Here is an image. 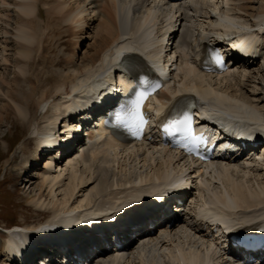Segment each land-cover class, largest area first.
<instances>
[{
    "label": "bare ground",
    "instance_id": "bare-ground-1",
    "mask_svg": "<svg viewBox=\"0 0 264 264\" xmlns=\"http://www.w3.org/2000/svg\"><path fill=\"white\" fill-rule=\"evenodd\" d=\"M134 1V5L129 4V7L119 10L118 0H0V94H4L6 96L5 99H7V102L0 107V125L3 122H10L16 127L19 122L26 128V133L32 134V138H28L29 140L26 145L30 146L33 143L35 147L30 154L32 157L29 156L24 160L26 163V167H23L25 169L24 175H26L29 168L39 165L41 161L46 163L42 169L44 173L41 177L43 192L37 198L31 199L30 203L44 211L51 208L53 213L57 210H71L66 218L61 217L57 219V217H52V221H48L47 224L41 225L36 229L33 228V230L29 228V230L24 231L23 228L26 227L21 226L17 230L15 227L14 229H7L9 232H6L5 238L0 242V254L6 257L7 264H17L14 261L15 258L20 257L22 259L26 257L25 255L29 251L26 244H31L29 241L31 236L42 233L46 240H59L60 238L56 231L50 232L52 230L51 227L59 228L61 226L70 228L77 223V220H82L88 216L94 217L100 212L103 213V209L107 211L108 209L114 210L119 207L130 208L133 203L137 204L149 196L171 190L167 188L169 185L172 186L171 191H176L177 189L187 191L190 188L191 185L188 179L190 177L192 179L196 171L192 170L191 162L188 158L181 156L180 151L168 147H162L164 158L160 159L161 161L151 158L149 155L141 159L144 164L148 161V157L149 159H154L153 162L155 164L153 169L155 171L153 176L155 177L153 179L144 180L141 177V181H135L136 178L133 180L130 175L125 178H116L115 171L111 170L108 166L111 165V161L120 163V159H123L125 153L129 155L125 157L131 158V148L129 149L130 151L118 150L120 147L127 149L131 146L117 142L111 137H104L103 131L97 129L96 126L86 127L87 140L82 145L83 148L80 146L81 153L78 159H74L75 161L73 160V162L69 160V182L66 184L63 182V174L61 173L63 172V168L58 175H53L52 170L57 167L60 168L65 160L70 158L71 152H75V147L77 149L75 144H80L81 139L84 138V134H80V137L75 139V136H78L82 128V124L80 125V123H84L91 117L86 112L79 116L80 120L77 119L78 117L74 118L79 111H84L91 106L89 104H76L79 95H75V93L79 92L83 94V92L85 93L88 90L95 91L98 87L110 82L114 84L113 76L117 70L121 69L119 60L136 61L141 59L139 53H142L147 57L157 56L163 66L171 64L173 79L167 82L166 91L159 92L158 97L160 100L155 98L159 104L157 113L164 111L163 108H168L174 102L175 104H179V102L184 101L188 97L196 98V94L199 99L207 102V105L214 114L223 112L237 113L245 120L254 118L255 115L264 116V7L262 10L256 12L252 5L253 0H218L217 4H222L223 9L219 11L218 15H211L208 8H211L213 3H216L214 0H182L187 2V4L180 3L179 6L173 7L175 12L172 23H169L167 19L163 20L167 28L164 29L163 27L160 34L154 36L151 32H147L148 22L155 19V17H152L153 14H151V18L145 20L146 17L150 16L151 12L148 11L149 14L146 17L143 16L145 18L142 17L135 29L129 32V16L131 12L135 13L136 10H139V5L147 7V3L150 0ZM197 4H201V10L205 11V13H201L202 16L211 19V21L209 20L210 25H207L208 28L205 29L207 32L216 35L221 34V30L218 31L219 27L227 28V25H230L228 28L235 27V25L240 28L246 26L256 27L260 37L258 43L262 47H260V52L252 53L254 55L253 58L242 57L240 55L241 57L234 59L233 68L227 70L226 73L215 74L202 70L197 59L194 56H192V60L189 59L186 51L179 54L173 51L172 45L174 43L173 40H175L173 39V35L177 37L179 33V29H174V27L177 25L179 17L189 20V14L185 10L186 8L198 7L199 5L196 6ZM91 21L92 25L94 24V27L97 29L95 31L96 37L93 40L92 50L86 51L83 64L77 75L74 74L71 77V74H69L71 72L59 74L56 71L57 69H47V63H52V65L54 64L53 66L59 69H62V67L66 68L69 63H72V55L69 53L68 47L64 46L69 45L70 47L71 40L68 39L70 40L68 42L65 36L69 32L70 36H75L78 32L84 33L86 26L88 28ZM157 21L159 20H154L155 23ZM230 22L234 23L230 24ZM61 36L63 41L60 38ZM213 36L207 33L203 38L209 37L208 41L213 45L214 43L212 42L216 40ZM189 37L190 34L186 33V31L181 35L182 41L184 40L185 42ZM203 38L199 41V46L202 49L205 45V43H201ZM77 42L79 43L80 41L78 40ZM186 43H189V41ZM241 48L240 54L242 55H250L252 52L250 48L246 49L242 45ZM172 53H174L173 56H171ZM12 66H14V70ZM256 66L257 68H255ZM163 72L165 75L168 74L167 69H163ZM239 72V77H237L238 82L236 83L239 85V88L232 90L233 86L231 85L233 81L232 79L229 80V78L233 77L234 79ZM11 73L14 76H11ZM120 80L124 83L125 89L127 82H124V75L120 76ZM251 81H254L255 87L248 89L246 82ZM223 82L224 84H221ZM4 89L7 90L5 91ZM117 90L118 87L113 88L109 95L114 96L117 94ZM47 101H51L54 104L53 109H46V113L51 121L46 124V128L40 131L36 121V113L40 109L42 110L43 105ZM89 101L91 102V100ZM158 104L155 103V105ZM73 137L75 140L71 142ZM83 140L85 141V139ZM145 142L147 140L142 143L133 144L137 147V145L144 144ZM153 143L157 152L161 150L157 142ZM58 144L62 146L50 153H46L47 150L52 149ZM24 147L22 145V148ZM136 147L134 148L133 145L132 151L136 149L137 152L139 148ZM143 147L141 146L140 149ZM260 149L262 153L259 155V160H257V153L252 154L249 158L251 159L254 156L253 160L261 162V167L252 164L253 161L251 164L248 163L249 161H246V164H243V166L241 164L239 165L241 167H239L237 164H240V157L238 156L231 158L230 161H225L224 164L221 161L223 164L222 168L215 170L211 175L212 177H210L215 182H217V179H220L219 185H221L223 190L221 192L218 190L220 194L215 193L210 198L211 201L209 200V202H213V206L199 208L196 211L197 220L192 221V224L189 222L191 228L195 231L194 234L202 236L201 239L194 241V238L191 237L192 243H196L197 245L189 243L191 247L187 252L184 250L185 248H179L178 256L172 254V257L178 261L168 258V264H220L223 260L228 264L226 261L229 258L228 256L223 259L219 256L221 252L216 239L207 243L211 240L210 237L208 238L209 232L212 231L211 224H203L200 220L209 218L211 222L221 220L227 223L252 220L250 218L253 216L251 217L250 215H241V217L237 209L241 208L242 212L245 210L251 211L264 205V187L258 185V188V183L255 185L254 179H250L252 176L246 179L247 174L255 175L260 170H264V145ZM120 155L121 158L118 157ZM3 156L5 157L4 154ZM97 159L107 162L109 165L103 166L100 163L98 165ZM14 161L16 162V166L18 159L16 158ZM30 162L31 164H29ZM178 162L183 163V168H179V164L176 165ZM8 163L11 164L12 161L8 160ZM213 163H208V166ZM173 167L174 169L178 168L177 170L181 169V174H176V171H172V174L169 172L165 174L164 171L173 170ZM187 170H190L187 173L190 177L185 179L184 174L186 175ZM198 174L200 175V172ZM198 174L197 176H199ZM20 176H23V174H20ZM25 181L24 183L26 184L31 183L27 179ZM142 182H148L149 184L142 185ZM130 183L134 184L135 192L133 191L129 194L121 193L123 189H126L124 187ZM202 187L205 186L203 185ZM115 188H120V191ZM58 189L62 191L60 193L63 195L62 199L58 197ZM110 190L120 192L118 193L119 197L117 196V200L114 203L102 200L103 194L105 193L106 195L107 191ZM47 195L51 196L49 201L45 197ZM115 196H113V200L116 198ZM51 199L54 200L51 201ZM74 206H83L84 209H89L87 212L92 211V213L80 214L78 212L74 214L76 211L72 210ZM97 208L100 211H96ZM48 211L52 212L51 210ZM182 219V216L171 215L168 217L167 225L149 230L147 234H141L142 236L139 239L129 242L117 252H103L96 258L90 259L92 261L89 260L88 264L121 263L126 255L136 252L133 249H135L134 246L137 243H141L138 255L144 264H162L158 260V253L153 248L150 249L147 246L152 240L156 242V245L167 246L169 244L167 241L174 240L173 235H169V232L172 231L173 233L177 228L183 227L184 224L181 225ZM159 231H161L164 238L158 236L157 233ZM47 232L53 234L50 235ZM178 232H176V235L179 234ZM32 250L30 249V254ZM34 255L38 256L40 254L34 253ZM107 255L114 256L110 257ZM26 261L30 262L27 264H32L34 259H27ZM260 261L259 264H264V260ZM255 263L258 262L256 261ZM36 264L49 263L43 258L39 262L36 261Z\"/></svg>",
    "mask_w": 264,
    "mask_h": 264
},
{
    "label": "rangeland",
    "instance_id": "rangeland-1",
    "mask_svg": "<svg viewBox=\"0 0 264 264\" xmlns=\"http://www.w3.org/2000/svg\"><path fill=\"white\" fill-rule=\"evenodd\" d=\"M214 1L216 3H213L211 8H208V10L211 13V15H218V13H220L219 11L223 9L222 4L218 5L217 4L218 0H214ZM118 2H119V10H121V8L129 7V4H131V5L135 4L134 0H132V2H130V0H126V1L125 0H118ZM148 3H147V5H148L147 7L144 5H139V10H136L135 13L131 12V14L129 16L130 17L129 32L131 30L135 29L136 25H138L140 19L143 16L146 17L149 14L148 12H151L149 14L150 15L149 17H146V18L143 17V18H145V20H149L151 18V14H153L152 17H155L154 20L155 21L159 20L156 23L154 22V20H152L153 22L149 21L148 26H147L148 27L147 32L148 33L151 32V34H153L154 36H157V34H160V31L163 29V27H164V29L167 28V26L163 22V20L167 19L169 23H172V21H173L172 18L174 17V12H175L173 7H177L180 5V2H177V1L169 2L168 0H150ZM200 5L201 4H197L196 6H198V7L186 8L185 11L189 14V20H186V18L182 19L179 17L177 25L174 27V29H176V28L179 29L178 36L176 37L173 35V39H175V40H173L174 43L172 45L173 51H176L177 54H179L181 52L184 53L186 51L188 56L191 57L192 50L195 47V45L197 44L198 38L200 37V35L202 33H204L206 31L205 29L208 28V26L210 25L209 23H210L211 19L202 16L201 13L202 12L205 13V11L201 10L202 6H200ZM252 5L254 7V10L256 12H258V11L262 10V8L264 7V1L263 0H253ZM216 7H217V9H216ZM178 15H177V17H178ZM90 26H91V29L93 28L92 30L90 29ZM158 26H160V27H158ZM96 30H97L96 27H94V24L92 25V21H91L89 23L88 28L86 26L84 33L78 32L80 35L82 34L81 36L78 33H76L75 36H70L69 35L70 32L67 33L65 38L67 39L68 42L71 40V43H70V47H69V45L68 46L64 45V46L68 47V51L72 55V63H69L68 67H66V68H64V67H62V69L60 68L61 70L59 68L53 66L54 64L52 65V63L51 64L47 63V66H46L47 69H49V70H56L57 69L56 71H58L59 74H63V73L68 74L69 72H71V73H69V74H71V77L74 74L77 75V73L80 71L81 65L83 64L84 56L86 55L87 52H89V50L90 51L92 50V44L94 42L93 40H95V37H96V35H95ZM184 31H186V33L190 34V37L188 38L189 43H186V44L181 39V35ZM60 38L62 40V36ZM65 38H63V39H65ZM68 39H70V40H68ZM78 40L80 41L79 43L77 42ZM182 43H184L187 47L185 46V48H184V44H182ZM182 45H183V47H182ZM88 47H90V48H88ZM173 54L174 53H172L171 56H173ZM13 67L14 66H12V69L14 70ZM255 68H257V66ZM239 74H240V72L237 73V75L235 77L236 79L235 78L233 79V77L229 78V80L232 79V81H233L232 85H231V86H233L232 90L239 88V85L236 84L238 82L237 77H239ZM12 75L14 76V74L11 73V76ZM234 81H235V83H234ZM254 81H251L248 83L246 82V84H248V85H246V86H248V89H253L255 87ZM218 84H220V83H218ZM218 84H217V86H219ZM221 84H224V82ZM4 90L6 91L7 89H4ZM5 97L6 96L4 94H0V107L7 102V99H5ZM44 105L42 107V110L40 109L36 113L37 115L39 114L38 116L36 115V121H37V124L39 125L40 131L42 129L46 128V126H47L46 124H48V122L51 121L49 119L46 111L48 109H51V108L53 109V107H54L53 106L54 104L51 101H47ZM41 121L44 122L45 124L44 123L42 124ZM22 127H23L22 123H19V122H18L16 127L14 125H12L10 122H3L0 125V242L3 239V237L6 235V232L8 231V230H6V227L14 226L17 224L18 226L15 227L16 230L20 226L26 227V228H23L24 231L29 230V228H30V230H33V228L36 229L41 225L44 226V224H47L48 221H52V219H53L52 217H55V218L57 217V219L61 218V217L66 218L69 215V211H71V210H69V211H67V210L66 211H60V210L58 211L57 210L55 213H53L51 208L48 210H51L52 212H49L48 210L44 211V210H41L39 208H36L33 204L30 203L31 199L37 198L38 196H40V193L43 192V189L41 188V182H42L41 177L44 173V171L42 169L44 168V165L46 163L41 161L39 165L29 168L26 175H24L25 169L23 167H26L25 166L26 163L24 160H25V158H27L29 156L32 157V155H30V154L34 150L35 145L33 143L30 146L26 145L28 140L30 138H32V134L29 135V133H26V128L23 127V129H22ZM3 136H5V137L3 138ZM33 136H35V135H33ZM22 145H24L25 147L22 148ZM158 145H160V144H158ZM80 146H81V148H83L82 144ZM80 146H77V149L75 150V152L71 153V155L69 156L70 158L69 159L67 158L65 160V162L61 165L60 168L57 167V168H54V170H52L53 175H58L60 173V171L63 170V172H61V173L63 174L62 179H63V182L65 184L69 182V179H68V177L70 175L69 174V160H72V162H73L74 159H78V156L81 153L80 152L81 151ZM141 146L142 147L144 146L145 148L143 147L142 149H140ZM132 147H128L127 149L124 147H120L118 149L119 151H128L131 148V151L129 150L130 154L132 153L131 158L125 157V156H129V155H127L128 153H125V155L123 156V159L121 158V155L118 156L119 158H121L120 163L115 162V161H113L114 162L113 163L111 161V163H110L111 165L108 166L109 164L107 162H103L102 160L97 159L98 165L100 163V165H103V166L107 165L108 167H110L111 170L115 171L116 178H119V177L125 178L126 176L130 175L133 180L136 178L135 181H141V177L144 178V180L153 179L155 177V176H153V173L155 171L153 169L154 168L153 166L155 164L153 162L154 159H149V157H148V161H146L145 164L143 161H141V159H143L144 156L147 157V155H149V156H151V158H155L156 160L161 161L164 158V152L162 149L163 146L160 145L159 147H161V150H158V152H157L154 148L155 147L154 143L152 141H147L144 144L137 145V147L134 146V148L136 147V148H139V150H140V151L138 150L136 152V149H135V150H133L134 153L132 151ZM3 154L5 155V157L3 156ZM16 158L18 159V164L15 166L16 162L14 160H16ZM8 160L12 161V163L9 164ZM242 160L240 161V164L239 163L237 164L238 166L241 164H242L241 166H243V164H246V161H249L248 163H250V164L253 161L252 164H256L259 167H261V165H260L261 162L255 161L253 159L250 160V159H248V157L247 158L245 157ZM175 162H176V160H175ZM29 164H31V162ZM177 164H179L178 165L179 168L180 167L183 168V163L178 162V163H176V165ZM180 164H182V165H180ZM191 164L193 167L192 170H195L197 173L195 172V175L193 174L194 176L192 179H191L190 175L189 176L187 175V173H189L190 170L186 171V175L184 174L185 179L190 177V179L193 180L192 184H193L194 189L191 191V194H189V197L186 200L187 202L185 201V207H184L185 209L183 210V212H181L179 214V216H182V218H183L181 220L182 221L181 225L184 224L183 227L177 228V230L173 231V233H172V231L169 232L170 234L168 233L171 236L173 235L174 240L173 241L172 240L167 241L169 243L168 245L166 244L167 246L162 247V246L156 245V242L153 240L150 241L149 245L147 246V247H150V249L153 248L158 253V255H157L158 260H160V262L162 264H166V263L168 264V262H169L168 258H171L173 261H178V260L174 259V257H172V254H174V256H178V254H179L178 249L179 248H181V249L185 248L184 250L187 252V250L191 247L190 244H192V245L196 244V243H192L193 241L191 240V237L194 238V241L195 240L198 241V239H201L202 236H200L198 234H194L195 231L190 226L192 224V221L197 220V218L195 216L196 211L199 209V207L201 208V205L204 206L205 203L207 204L209 202V200L211 201L210 198L213 197L215 193L220 194V192L223 190L221 188V185H219V183L221 182L220 179H217L216 180L217 182H215L214 179L211 178L212 177L211 175H212V173L215 172V170H218V168L221 169L222 165L224 163L222 164L220 162H214L213 164H210L211 166L210 165L208 166V164H197V163L195 164L193 162H191ZM241 166H239V167H241ZM79 167H80V164H79ZM177 169L178 168L174 169V167H173V170H169V171L166 170L164 172H165V174L168 172L170 174H172L173 173L172 171H174V172L176 171V174H179V173L181 174V172H182V171H180L181 169L180 170H177ZM177 171H180V172H177ZM207 171H209V172H207ZM199 172H200V175L198 174ZM259 173H261L262 175ZM20 174H23V176H20ZM197 174L199 176H197ZM257 174H259V175H257ZM247 176H246V179L247 178L249 179L252 176L250 179H252V180L254 179L253 181L255 182V185L258 183L257 184L258 188H259L258 185L264 187V170H260L259 172L255 173V175L247 174ZM257 177H259V178H257ZM26 179L28 180V182L30 181L31 183H28V184L24 183V181ZM190 179H188V180H190ZM211 179H212V181H210ZM244 179H245V177H244ZM147 183L148 182H142V185H144V184L147 185ZM211 183H212V185H211ZM251 183H252V181H251ZM203 185L205 187H202ZM127 186L124 187L126 189H123L121 187V189H123L121 191V193L124 192L125 194H129L135 190V186L133 183H130ZM129 187L130 188L133 187V188L130 189ZM127 188H129V189H127ZM115 189L119 190L120 188H115ZM115 189H113V190H115ZM110 191H107V193L109 192L108 195H107V193H106V195H105V193L103 194V196L104 195L105 196L104 197L102 196V198H103L102 200H104L105 202L114 203L115 200H117V196L119 197L118 193H120L119 192L120 190L118 192L112 191V190H110ZM60 193H62V191H60V189H58L57 190L58 197H59V199H62L63 195H61ZM111 194H113V195H111ZM115 194H116V196H115ZM113 196L116 197L114 200H113V198H114ZM45 197H47V199H48L47 201H49V198L51 196L49 197V195H47ZM53 200L54 199H51V201H53ZM75 206L72 209L73 211L76 210L74 212V214H77L78 212L80 214L92 213V211L87 212L89 209H86V208L84 209L83 206H79V207H75ZM261 208H264V205ZM51 213H52V215H51ZM184 219H185V221H184ZM187 224H188V226H187ZM23 229H21V230H23ZM183 229H186V230H183ZM178 231H180V232H178ZM176 232H178L179 234L176 235ZM157 234H158V236H162L161 231H159V233H157ZM162 238H164V237L162 236ZM200 241L202 242V240H200ZM207 243H209V242H207ZM140 245H141V243L135 244V246H134L135 249H133V251L135 250L136 252L135 253L133 252L134 254L126 255V257H124V260L122 259L123 261H121V263H118V264H144L142 262V259L138 255ZM215 255H217V254H215ZM107 256L113 257L114 255H107ZM0 264H7L6 263V257L2 256L1 254H0ZM173 264H178V263H173Z\"/></svg>",
    "mask_w": 264,
    "mask_h": 264
},
{
    "label": "snow or ice",
    "instance_id": "snow-or-ice-1",
    "mask_svg": "<svg viewBox=\"0 0 264 264\" xmlns=\"http://www.w3.org/2000/svg\"><path fill=\"white\" fill-rule=\"evenodd\" d=\"M144 99H145V96L143 94H141L140 100L136 102L135 108H134L133 113H132L134 116L139 114V109L141 107V101H143ZM188 119H189L188 117H184L183 120H178V121H175L174 123H176V124H186ZM140 120H141V123L144 122L142 116H140Z\"/></svg>",
    "mask_w": 264,
    "mask_h": 264
}]
</instances>
